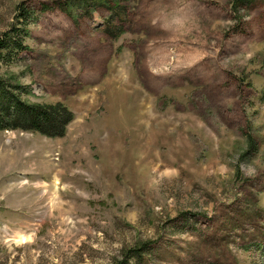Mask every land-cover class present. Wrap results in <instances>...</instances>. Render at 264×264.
<instances>
[{
  "label": "rangeland",
  "instance_id": "obj_1",
  "mask_svg": "<svg viewBox=\"0 0 264 264\" xmlns=\"http://www.w3.org/2000/svg\"><path fill=\"white\" fill-rule=\"evenodd\" d=\"M106 2L0 0V80L75 116L0 132V264H264V0Z\"/></svg>",
  "mask_w": 264,
  "mask_h": 264
},
{
  "label": "trees",
  "instance_id": "obj_2",
  "mask_svg": "<svg viewBox=\"0 0 264 264\" xmlns=\"http://www.w3.org/2000/svg\"><path fill=\"white\" fill-rule=\"evenodd\" d=\"M260 1L237 0L234 9L235 11L240 8L248 9L256 6ZM95 2L101 6L109 5L105 0H95ZM17 47H22L21 42L1 44L0 59H3V53L9 52L10 48ZM20 90H22L20 87L13 89L10 85L7 86L5 81L0 80V132L23 131L38 133L48 138L64 137L69 125L74 121L73 112L62 104L35 106L23 103L18 94ZM141 251H138L140 255Z\"/></svg>",
  "mask_w": 264,
  "mask_h": 264
}]
</instances>
